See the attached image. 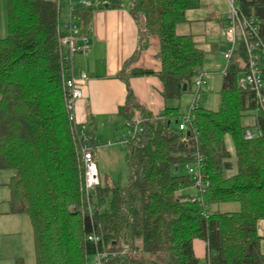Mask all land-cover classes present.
Segmentation results:
<instances>
[{"label": "trees", "instance_id": "16d2710c", "mask_svg": "<svg viewBox=\"0 0 264 264\" xmlns=\"http://www.w3.org/2000/svg\"><path fill=\"white\" fill-rule=\"evenodd\" d=\"M91 1L92 8L77 11L88 22L85 11L123 7V0ZM128 2L140 43L118 74L127 87L120 113L125 128L134 116L145 121L139 142L125 147L127 185L100 183L90 195L91 220L83 212L80 126L71 120L63 90L55 2L7 0V35L0 38V171L11 172V212L30 220L35 264H89L96 250L110 254L104 264H201L195 240L206 244L210 264H264L257 234L264 219V114L254 93L240 85L242 53L226 64L217 109L192 107L190 130L180 131L178 108L146 112L134 102L129 80L156 76L165 101L192 88L203 73L204 53L177 28L194 4ZM237 4L264 39V0ZM149 36L159 40L160 70L130 69ZM247 117L253 119L252 139L245 138ZM196 158L208 186L190 195L185 191L194 181L185 166ZM222 204L237 208L222 212ZM91 233L99 236L97 247L87 240Z\"/></svg>", "mask_w": 264, "mask_h": 264}, {"label": "crops", "instance_id": "0c3cea01", "mask_svg": "<svg viewBox=\"0 0 264 264\" xmlns=\"http://www.w3.org/2000/svg\"><path fill=\"white\" fill-rule=\"evenodd\" d=\"M201 2L200 6L206 9L198 11L193 7L188 10L185 13V22L178 26L177 31L183 35H190L205 56L206 49L218 50L216 35L218 27L223 28L225 20H221L220 15L214 12L209 15L208 13L213 9ZM128 4L123 3V7L120 8L85 11L90 17L89 25L87 29L80 28V30L89 39L88 48L86 51L75 53L73 60V77L79 79L81 73L87 76L83 82L84 97L75 103V122L90 129L92 141L96 146L93 156L100 183L99 148L104 146L103 140L106 136L114 130L125 128V118L120 113V109L126 103L127 87L118 78V74L125 62L135 54L140 43L138 25L127 9ZM5 32H7V0H0V38L5 37ZM146 42L147 46L140 51L137 60L129 68L158 72L160 63L155 55L159 49V40L155 36H149ZM129 87L134 102L154 116L161 114L165 108H178L170 104V100L165 101L162 98V84L156 76L133 77L129 80ZM257 234L261 238L260 252L264 255V219L257 222ZM193 250L202 264L206 255V244L195 240Z\"/></svg>", "mask_w": 264, "mask_h": 264}, {"label": "built area", "instance_id": "2783aa9c", "mask_svg": "<svg viewBox=\"0 0 264 264\" xmlns=\"http://www.w3.org/2000/svg\"><path fill=\"white\" fill-rule=\"evenodd\" d=\"M225 1L227 16L223 32L229 49L226 50L224 58L228 63L235 55L239 61L242 53L245 71L243 73L244 79L242 82L240 81V85L249 88L254 93L258 111L264 114V39L259 35V26L256 20L245 16L240 11L237 0ZM54 2L56 29L59 35L58 49L63 90L67 106L72 113L71 120H74L76 124L74 117L75 103L84 97L83 82L87 76L81 73L79 79L73 77V60L75 53L86 51L89 43L88 37L81 33L77 22V11L92 8L94 3L91 0H54ZM193 85L197 90V94L206 88L207 82L203 73L194 80ZM192 107L194 106L192 105ZM144 121L145 118L143 117H132L126 125V132L117 138L114 143L125 148L131 141L139 142L140 125ZM190 125H192V116L188 114L181 118L178 129L185 132L190 130ZM77 136L79 140V159L83 172L81 179L83 212L85 210L87 216L92 220L93 209L90 203V195L100 184L96 162L93 157V150L96 146H92L90 143V129L88 126H80ZM254 136V133L249 130L245 133L246 139H252ZM107 144L111 145L112 143L108 141ZM202 168L201 160L197 158L194 163L185 166L187 174L194 181V189L199 191L208 186ZM87 240L97 247L99 236L96 233H91L87 236ZM109 255L107 252L96 250L92 256V261L94 264H104ZM202 264H210L208 255Z\"/></svg>", "mask_w": 264, "mask_h": 264}, {"label": "rangeland", "instance_id": "374dc122", "mask_svg": "<svg viewBox=\"0 0 264 264\" xmlns=\"http://www.w3.org/2000/svg\"><path fill=\"white\" fill-rule=\"evenodd\" d=\"M194 4V10L204 11L206 8L200 6L201 0H191ZM123 3L128 1L123 0ZM205 6L209 5L213 9L209 15L217 13L221 20H225L227 16V4L225 0H204ZM203 6V5H202ZM193 9V8H192ZM206 17V16H205ZM77 22L82 30L87 29L89 22L80 19L77 14ZM223 28L218 27L217 39L219 47L217 51L206 49V55L202 63V72L205 76L208 87L197 94V90L193 85L192 88L184 92L180 99L170 100V104L178 107L182 116H187L192 107H202L206 110H216L218 107L221 89L222 75L226 67V59L224 54L229 49ZM5 36L7 32H5ZM4 37V36H3ZM210 39V38H209ZM244 75H240L242 82ZM243 125L249 127V131L254 132L252 125L253 119L247 117L243 120ZM126 132V128L114 130L109 136L104 138V146L100 149L99 158V174L101 185L115 184L125 187L128 182V171L125 160V148L115 144V140ZM122 133V134H120ZM110 141L112 144H107ZM180 173H184L181 168ZM11 172L0 171V264H35V253L33 243V231L28 216L24 213H12L10 210L9 199L10 192L7 187ZM187 194L193 195L196 189L189 188L185 191ZM237 208L236 204H222L218 209L222 212L231 211ZM200 257V256H199ZM89 264H94L90 260Z\"/></svg>", "mask_w": 264, "mask_h": 264}, {"label": "water", "instance_id": "95a60500", "mask_svg": "<svg viewBox=\"0 0 264 264\" xmlns=\"http://www.w3.org/2000/svg\"><path fill=\"white\" fill-rule=\"evenodd\" d=\"M186 90V85H183L182 86V91H185ZM175 124H176V122H175Z\"/></svg>", "mask_w": 264, "mask_h": 264}]
</instances>
